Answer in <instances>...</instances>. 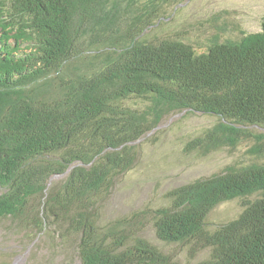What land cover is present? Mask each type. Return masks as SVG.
Returning <instances> with one entry per match:
<instances>
[{
    "label": "trees",
    "instance_id": "trees-1",
    "mask_svg": "<svg viewBox=\"0 0 264 264\" xmlns=\"http://www.w3.org/2000/svg\"><path fill=\"white\" fill-rule=\"evenodd\" d=\"M105 1L0 0V220L31 243L73 245L79 264H180L140 234L147 216L161 241L207 249L196 264H264V162L182 183L168 205L108 224L99 213L135 143L170 110L219 118L187 151L252 140L247 152L264 158V18L258 32L197 51L141 37L164 15L122 17L136 0L99 17ZM233 198L238 216L209 228L208 213Z\"/></svg>",
    "mask_w": 264,
    "mask_h": 264
},
{
    "label": "rangeland",
    "instance_id": "rangeland-1",
    "mask_svg": "<svg viewBox=\"0 0 264 264\" xmlns=\"http://www.w3.org/2000/svg\"><path fill=\"white\" fill-rule=\"evenodd\" d=\"M105 1L99 17L121 14L129 0ZM133 13L122 17H134L137 11H154L164 15L158 24L144 30L141 37L157 40L178 37L191 44L197 51L206 50L210 40H239L243 35L258 32L264 18V0H136ZM154 16V15H153ZM93 53V51L91 52ZM75 62L73 65H78ZM126 105L142 107L140 100L125 101ZM218 116L187 109L170 110L159 125L145 134L135 145L136 160L130 169L115 177V183L99 207L100 221L108 224L143 208L168 205L166 193L182 183L223 172L231 165L264 162L263 157L247 151L252 140L240 142L235 148L224 146L207 150H186V144L195 136L218 122ZM256 131L264 128L256 127ZM63 176H53L56 181ZM242 210L240 198L220 202L208 213L209 228L238 216ZM140 232L150 242L170 254L180 264H196L207 257L208 250H196L193 243H165L155 235L147 216ZM31 237L0 220V264H79L73 245L64 248L55 240L44 238L31 243Z\"/></svg>",
    "mask_w": 264,
    "mask_h": 264
}]
</instances>
